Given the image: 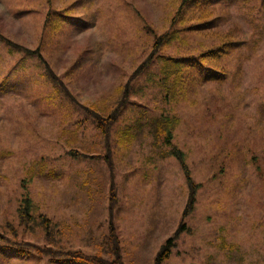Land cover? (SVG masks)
<instances>
[{"label":"rangeland","instance_id":"1","mask_svg":"<svg viewBox=\"0 0 264 264\" xmlns=\"http://www.w3.org/2000/svg\"><path fill=\"white\" fill-rule=\"evenodd\" d=\"M232 1L247 41L258 27L259 48L241 49L242 64L231 56L226 84L195 85L173 103L144 72L111 131L108 162L92 116L113 110L182 0H0V232L20 245L0 241V264H78L34 250L49 243L41 218L59 229L53 245L105 260L116 229L124 264H156L179 229L162 264H264V5ZM64 10L71 17L57 25ZM227 21L206 33L213 41L171 44L170 53L206 51ZM160 115L177 118L173 145L198 187L186 215L184 172L147 124ZM26 198L33 217L21 220Z\"/></svg>","mask_w":264,"mask_h":264},{"label":"trees","instance_id":"2","mask_svg":"<svg viewBox=\"0 0 264 264\" xmlns=\"http://www.w3.org/2000/svg\"><path fill=\"white\" fill-rule=\"evenodd\" d=\"M234 4L235 3L232 0H182L179 9L171 20L172 22L169 29L155 39L150 56L139 66L138 69H136L127 82L121 99L117 101L113 108L114 111L111 110V112L107 114V106L103 105L95 111V114L92 116L93 124L101 132L103 138L108 141V143H106V147L108 148L106 160L108 162H111L109 156L111 155V153L109 154V152H111L109 144L112 136L111 131L113 130L114 125L118 123V120L122 117L123 109L129 104L131 100L130 97L136 95L134 93L130 94L131 82L139 79L144 72H147L149 75L147 82L156 87L158 92L161 93L162 100L164 102L173 103L179 101L181 98L186 99L195 85H203L202 87H204L211 83L226 84L228 81L227 78H229L231 74V71L229 70L231 56L238 54L241 58L239 64H242V62H245L243 59L245 54L239 52L241 49H251L256 51L259 48L261 43L260 40H262V38L261 33L257 29L258 27L256 25L254 26V37L250 41H247L244 37V32L241 26L231 18L232 5ZM263 5L264 0H262V6ZM216 9L225 13L223 18L222 15L212 18L215 16ZM191 14L192 16H190ZM141 15L140 12V16ZM70 17L71 12L68 10L60 12L57 25L64 24ZM189 17L192 19L191 21ZM221 18L228 20L226 23L223 22L224 25H227L226 32L222 33L217 40L214 41L213 47L200 54L173 56L170 53V50L173 48L171 44H184L186 43V40H190L192 43H199L198 40H202L203 38L204 41H213V37L205 35L210 32V29H216L217 26H220L218 23L222 20ZM49 21L50 19L46 20V25ZM195 21L197 22L194 23ZM54 30H57V28H54ZM7 45L9 47H16V49H21L23 47L12 44L11 42H7ZM187 49H189V47ZM39 57L41 59V56ZM44 66L47 78L57 87H62V85L58 84V77L46 62H44ZM146 120L150 127L149 130L155 139L154 142L157 143V141L163 139L164 143L168 146V150L162 152V156L176 158L184 172V177L189 186L188 188H190L187 209L184 212L186 215L191 212L194 207L196 189H198V187L192 181L188 165H186L185 154L173 145V131L178 120L176 117H170L169 115L148 117ZM21 206L22 207L19 208L21 220H24V218H32V210L34 209L32 201L29 198H26ZM41 226L44 227L46 238L49 243L44 247L38 246L34 248V250L42 257L50 259H69V261L72 260L78 264H124L121 252H119L120 248L118 247L116 229L112 227H110V237H112L113 240L111 247L113 259L105 260L100 256L87 255L67 249L64 245H53L56 234L55 229L58 231V227L52 225L51 221L45 218H41ZM180 233L181 229H179L175 235L168 240L167 244L160 249L156 264H162L164 261L168 260L172 253L174 241ZM0 241L20 246L16 243L12 244V241L1 232Z\"/></svg>","mask_w":264,"mask_h":264}]
</instances>
